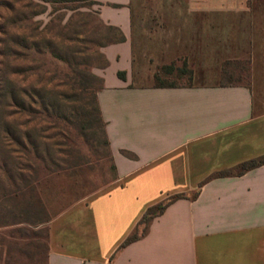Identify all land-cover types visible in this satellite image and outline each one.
Instances as JSON below:
<instances>
[{
  "label": "crops",
  "instance_id": "obj_1",
  "mask_svg": "<svg viewBox=\"0 0 264 264\" xmlns=\"http://www.w3.org/2000/svg\"><path fill=\"white\" fill-rule=\"evenodd\" d=\"M95 1L104 22L125 35L101 48L109 65L94 69L105 81L98 99L117 179L52 218L48 264H264V164L200 187L264 155V113L255 112L252 88L139 80L161 65L192 69V47L213 39L214 15L245 14L253 0H156L152 10L139 0ZM135 35L156 47L155 58L147 50L138 58ZM199 187L197 198L174 201L119 249L150 206Z\"/></svg>",
  "mask_w": 264,
  "mask_h": 264
},
{
  "label": "trees",
  "instance_id": "obj_2",
  "mask_svg": "<svg viewBox=\"0 0 264 264\" xmlns=\"http://www.w3.org/2000/svg\"><path fill=\"white\" fill-rule=\"evenodd\" d=\"M23 1L21 9L16 0L9 2L12 16H4L0 24V228H12L9 237L0 236V258L4 264H48L49 233L38 228L53 217L42 218L47 211L40 197L42 183L53 175L93 168L100 160L111 162L117 174L98 99L105 81L94 69L109 65L101 48L124 41L125 35L104 22L95 0ZM49 5L53 17L37 20ZM17 75L23 76L22 83ZM119 76L125 79V71ZM170 76L193 79V70L161 65L153 75L154 86L180 84ZM263 164L264 155L244 161L210 175L200 187ZM200 187L150 206L119 249L144 236L151 221L174 201L197 198Z\"/></svg>",
  "mask_w": 264,
  "mask_h": 264
},
{
  "label": "rangeland",
  "instance_id": "obj_3",
  "mask_svg": "<svg viewBox=\"0 0 264 264\" xmlns=\"http://www.w3.org/2000/svg\"><path fill=\"white\" fill-rule=\"evenodd\" d=\"M0 1L2 2L0 7L1 24L4 16H12L9 2L15 0ZM139 1L140 6L148 7L147 10H152L158 4L156 0ZM23 3V0H16L17 8L21 9ZM49 6L46 13L36 17L37 20L47 22L53 17L51 5ZM253 6L254 9L245 14L214 15L215 29H208V33L210 36L212 35L213 39L204 43V41H200L203 37H199V43L192 47L194 48L192 53L195 62H192L191 68L195 70L196 77L189 79L184 76L178 79L175 76H170L169 79L179 83L226 81L249 85L254 93L255 112L264 113V0H253ZM66 11L69 14L72 12ZM16 15L13 13V16L16 17ZM156 17L157 15L154 13L150 18L147 17L146 21L150 23L152 20L155 21ZM135 20H138V15ZM226 23L229 24L226 25ZM200 33L201 30L198 31V34ZM138 37L135 35L138 58L141 59L144 50L154 55L153 58H155L157 56L156 47L144 46L140 40L141 36ZM156 63L158 62L152 64ZM145 65L149 66V63L145 62ZM224 71H228L233 77H226ZM150 73L151 70L145 69L144 77L139 80L143 83L154 82L150 76L147 77ZM16 78L22 83V75H17ZM97 157L95 156V159ZM93 163V168L85 167L81 171L77 170L74 175H53L47 182L42 183L40 197L47 205V211L43 213L42 218H54L75 202L87 199L95 191L106 187L117 179V174L111 170V162L100 160ZM49 224L50 222L38 228L41 229L40 231L43 230V235L48 234ZM11 229L0 228V236L9 237Z\"/></svg>",
  "mask_w": 264,
  "mask_h": 264
}]
</instances>
